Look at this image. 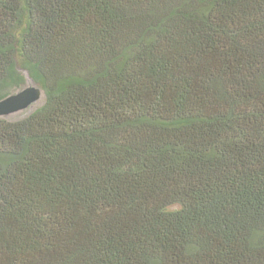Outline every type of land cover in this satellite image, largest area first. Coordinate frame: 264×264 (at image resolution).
<instances>
[{
	"label": "trees",
	"instance_id": "trees-1",
	"mask_svg": "<svg viewBox=\"0 0 264 264\" xmlns=\"http://www.w3.org/2000/svg\"><path fill=\"white\" fill-rule=\"evenodd\" d=\"M0 264H264V0H0Z\"/></svg>",
	"mask_w": 264,
	"mask_h": 264
},
{
	"label": "water",
	"instance_id": "water-1",
	"mask_svg": "<svg viewBox=\"0 0 264 264\" xmlns=\"http://www.w3.org/2000/svg\"><path fill=\"white\" fill-rule=\"evenodd\" d=\"M26 77L29 84L0 99V117H8L13 113L32 107L43 97L42 88L29 77L27 72Z\"/></svg>",
	"mask_w": 264,
	"mask_h": 264
},
{
	"label": "rangeland",
	"instance_id": "rangeland-1",
	"mask_svg": "<svg viewBox=\"0 0 264 264\" xmlns=\"http://www.w3.org/2000/svg\"><path fill=\"white\" fill-rule=\"evenodd\" d=\"M29 83H27V84H29ZM43 102H44V97H42L38 102H36L34 106L29 107V108L22 110V111L13 113V114L9 115L7 118H10V119L22 118V117L26 116L27 114H29L30 112H32L33 110H35L37 107H39Z\"/></svg>",
	"mask_w": 264,
	"mask_h": 264
}]
</instances>
